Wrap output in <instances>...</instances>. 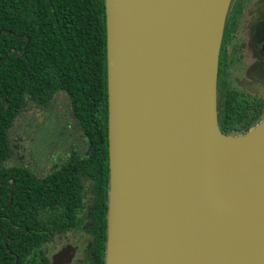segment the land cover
I'll return each mask as SVG.
<instances>
[{"label":"water","instance_id":"obj_1","mask_svg":"<svg viewBox=\"0 0 264 264\" xmlns=\"http://www.w3.org/2000/svg\"><path fill=\"white\" fill-rule=\"evenodd\" d=\"M230 1L104 0L105 264H212L213 235L225 234L209 208L218 186L239 191L241 209L250 185L264 182V155L242 159L233 184L218 180L206 147L211 135L227 149L264 151V118L238 135L218 126V55ZM229 250L230 264L246 256L264 264V243Z\"/></svg>","mask_w":264,"mask_h":264},{"label":"trees","instance_id":"obj_2","mask_svg":"<svg viewBox=\"0 0 264 264\" xmlns=\"http://www.w3.org/2000/svg\"><path fill=\"white\" fill-rule=\"evenodd\" d=\"M106 64L104 0H0V264L5 242H9V224L3 215L17 210L15 205L28 194L23 191L30 189V195L44 198L75 185L70 175L36 177L11 166L24 153V158H28V153L36 155L39 167L45 164L43 153L61 142L64 145L60 131L67 130L65 115L69 113L77 120L92 150L79 164H86L98 196L102 223L97 219L96 226L102 228L101 244L107 238ZM58 92L67 96L69 102L60 109L49 105L52 95ZM29 104L36 110L29 109L31 115L22 116L21 107ZM45 108L48 109L41 112ZM254 125L248 122L245 131ZM227 132L228 129L223 133ZM17 136L20 146L15 144ZM37 143L40 147L35 146ZM51 180L62 181L55 186ZM19 217L14 216V220Z\"/></svg>","mask_w":264,"mask_h":264},{"label":"flooded vegetation","instance_id":"obj_3","mask_svg":"<svg viewBox=\"0 0 264 264\" xmlns=\"http://www.w3.org/2000/svg\"><path fill=\"white\" fill-rule=\"evenodd\" d=\"M216 110L220 130L228 129L232 135L245 133L252 128L245 131V124L256 125L264 118V0L230 1L218 55ZM65 120L66 128H73ZM60 135L65 146L61 142L47 149L41 167L33 153L28 158L21 154L22 163L11 166L36 177L70 175L75 185L44 198L30 195V189L23 191L28 194L15 205L17 210L3 215L9 224V242H5L2 264H105L106 237L101 244L102 228L96 226L97 219L102 223L98 196L86 164H79L92 150L82 133L73 141L67 132ZM61 181L51 180V184ZM14 216L20 217L14 220Z\"/></svg>","mask_w":264,"mask_h":264},{"label":"bare ground","instance_id":"obj_4","mask_svg":"<svg viewBox=\"0 0 264 264\" xmlns=\"http://www.w3.org/2000/svg\"><path fill=\"white\" fill-rule=\"evenodd\" d=\"M207 140V151L213 160L219 181L226 177L234 184L242 159L254 158L259 162L260 155H264L262 146L248 150H232L224 148L211 135H208ZM250 186L253 189L243 194L245 197L242 210L236 207L242 196L234 188L223 190L221 184L217 188V195L214 194L218 198L215 202L212 200L209 208L212 215L218 218L216 229L224 227L225 234L222 237H218L216 233L213 235L215 237L212 238V264H230L229 247L232 244H239V247L246 252L245 250L252 251L264 243V188H262L264 182L258 179L256 184ZM222 208H230V214L228 211L223 212ZM251 263L252 258L246 256L243 264Z\"/></svg>","mask_w":264,"mask_h":264},{"label":"rangeland","instance_id":"obj_5","mask_svg":"<svg viewBox=\"0 0 264 264\" xmlns=\"http://www.w3.org/2000/svg\"><path fill=\"white\" fill-rule=\"evenodd\" d=\"M228 29H229V25H228ZM227 41H228V38H227ZM224 44H225V41H224ZM50 102H49V105H51L53 108H56V109H60V108H62L65 104H68L69 102H68V98H67V96H65V95H63V94H61V92H58V93H54L53 95H52V97H51V99L49 100ZM30 105H32V104H29V105H27V106H22L21 107V109H20V111H22L23 113V115L22 116H24V115H31V112L30 111H28L29 109H31V108H29V106ZM34 109V108H33ZM33 109H31V110H33ZM39 109V108H38ZM48 108H45V109H41V112H44V111H46ZM34 110H36V109H34ZM30 112V113H29ZM27 113H29V114H27ZM41 114H43V113H41ZM57 115H60V116H62V115H64L63 113H56ZM65 118H68V122H69V126H71V127H73V128H67V130H63L62 128V130L60 131L61 133L62 132H67L68 134H70V137L72 138L70 141H73L74 139H76L77 137H79V134L81 133L80 132V128H79V125H78V122H77V120L72 116V114H67V115H65ZM18 121H20V120H18ZM75 131H74V130ZM20 132H21V130H20ZM22 132H23V129H22ZM20 143H21V139L17 136V139H16V145H19L20 146ZM40 143H37L35 146L36 147H40ZM54 148H55V146H54ZM14 156H16L15 154H14ZM21 157V156H20ZM19 157V159H17V160H14V165H18L19 163L21 164L22 163V161H21V158ZM25 160V159H24ZM25 163L27 164V162H26V160H25Z\"/></svg>","mask_w":264,"mask_h":264}]
</instances>
